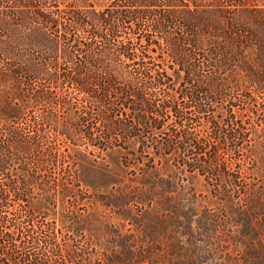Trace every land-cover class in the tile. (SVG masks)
Instances as JSON below:
<instances>
[{
    "label": "trees",
    "instance_id": "trees-1",
    "mask_svg": "<svg viewBox=\"0 0 264 264\" xmlns=\"http://www.w3.org/2000/svg\"><path fill=\"white\" fill-rule=\"evenodd\" d=\"M263 152L264 0H0V264H264Z\"/></svg>",
    "mask_w": 264,
    "mask_h": 264
},
{
    "label": "rangeland",
    "instance_id": "rangeland-1",
    "mask_svg": "<svg viewBox=\"0 0 264 264\" xmlns=\"http://www.w3.org/2000/svg\"><path fill=\"white\" fill-rule=\"evenodd\" d=\"M105 159H106L105 161H107V162H109V161L112 160V159H110V157H108V156H107ZM259 168H260L261 171L264 172V152L262 153V156H261V161H260Z\"/></svg>",
    "mask_w": 264,
    "mask_h": 264
}]
</instances>
